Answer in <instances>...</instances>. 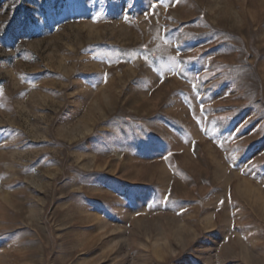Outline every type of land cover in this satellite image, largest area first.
<instances>
[{
	"label": "rangeland",
	"instance_id": "rangeland-1",
	"mask_svg": "<svg viewBox=\"0 0 264 264\" xmlns=\"http://www.w3.org/2000/svg\"><path fill=\"white\" fill-rule=\"evenodd\" d=\"M151 2L0 0V264H264V0Z\"/></svg>",
	"mask_w": 264,
	"mask_h": 264
},
{
	"label": "snow or ice",
	"instance_id": "snow-or-ice-1",
	"mask_svg": "<svg viewBox=\"0 0 264 264\" xmlns=\"http://www.w3.org/2000/svg\"><path fill=\"white\" fill-rule=\"evenodd\" d=\"M163 3H164V0H159V4H163ZM157 6H159V5L156 4V3H152L151 0H150L149 9H150L152 15H155L156 14L155 13V8ZM172 59L175 60L176 58L175 57H172ZM181 71H183V69H181ZM201 109H203V105H201ZM221 203H223V201H221Z\"/></svg>",
	"mask_w": 264,
	"mask_h": 264
}]
</instances>
